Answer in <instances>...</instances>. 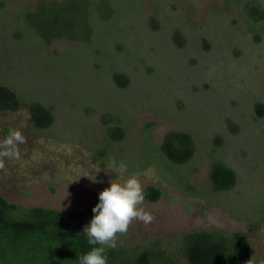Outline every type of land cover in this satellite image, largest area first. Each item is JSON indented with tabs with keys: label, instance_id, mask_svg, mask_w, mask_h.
Listing matches in <instances>:
<instances>
[{
	"label": "rangeland",
	"instance_id": "rangeland-1",
	"mask_svg": "<svg viewBox=\"0 0 264 264\" xmlns=\"http://www.w3.org/2000/svg\"><path fill=\"white\" fill-rule=\"evenodd\" d=\"M37 1L7 0L0 9V85L22 101L19 112H0L1 196L25 208L77 212L93 207L111 180L135 176L143 192L151 185L162 196L144 200L154 220L133 222L118 247L141 252L158 242L173 264H186L182 236L217 229L244 235L264 264V30L242 10L246 1L264 8V0H115L113 20L89 43L50 44L25 33L20 20ZM120 72L126 88L113 83ZM31 100L52 109L50 131L32 129ZM105 114L113 121L102 122ZM112 127L125 130L122 141L109 138ZM170 131L194 141L184 167L155 150ZM147 132L156 153L149 165ZM214 162L235 172L231 190H212ZM93 216L72 230L83 235Z\"/></svg>",
	"mask_w": 264,
	"mask_h": 264
},
{
	"label": "trees",
	"instance_id": "trees-1",
	"mask_svg": "<svg viewBox=\"0 0 264 264\" xmlns=\"http://www.w3.org/2000/svg\"><path fill=\"white\" fill-rule=\"evenodd\" d=\"M5 1L0 0V9ZM117 4L115 0H38L33 8L25 6L20 20L26 27L25 33H32L41 43L60 40L89 43L101 25L113 20ZM242 7L245 20L251 25L262 23L259 28L264 30V8L256 1H246ZM150 24L153 26L152 21ZM112 80L118 88H126L129 84L128 77L121 72L114 73ZM21 103L12 89L0 85V111H18ZM256 107L262 108V105ZM28 110L33 126L45 130L52 128L54 114L51 108L31 100ZM101 119L104 123L113 121L109 114ZM107 132L109 138L116 142L125 138V130L121 127H112ZM144 137L146 147L142 156L146 165L150 164L148 157L155 150L161 159L174 167L187 165L195 152L192 137L183 131L166 133L155 150L150 133H145ZM105 157L113 165L120 162L116 157ZM208 177L214 192H227L236 184L235 172L219 162L212 164ZM189 190L195 192V189ZM99 193L93 207L77 212L40 206L25 208L8 202L0 194V264H79V257L92 246L84 235L75 232L72 227L77 221L94 214L92 209L99 203ZM161 196V190L156 187L147 186L144 189L146 202H157ZM180 254L186 264H249V261L256 264L245 236L227 235L216 229L198 230L182 236ZM106 255L107 264H173L158 242H153V245L150 242L141 252L121 246L108 249Z\"/></svg>",
	"mask_w": 264,
	"mask_h": 264
},
{
	"label": "clouds",
	"instance_id": "clouds-1",
	"mask_svg": "<svg viewBox=\"0 0 264 264\" xmlns=\"http://www.w3.org/2000/svg\"><path fill=\"white\" fill-rule=\"evenodd\" d=\"M14 136L22 140L19 133ZM98 198L99 203L92 209L94 216L82 232L92 247L79 257V264H107L106 251L122 245L118 237L126 236L133 222L147 226L154 220L152 213L143 207V188L135 176L123 182L111 180Z\"/></svg>",
	"mask_w": 264,
	"mask_h": 264
},
{
	"label": "flooded vegetation",
	"instance_id": "flooded-vegetation-1",
	"mask_svg": "<svg viewBox=\"0 0 264 264\" xmlns=\"http://www.w3.org/2000/svg\"><path fill=\"white\" fill-rule=\"evenodd\" d=\"M21 109H19L18 111H15V112H19ZM29 111V110H28ZM0 112H2V111H0ZM3 112H8V111H3ZM15 112H11V113H15ZM29 116H30V113H29ZM29 120H30V122H31V118L29 117ZM31 127H32V129H34L35 130V132L37 131V132H43V133H46L47 131H50L51 130V128L50 129H48V130H45V129H39V128H36L35 126H33V124H32V122H31ZM34 132V131H33ZM155 156V153L154 154H152L151 156H149L148 157V160H150L151 158H152V160H153V157ZM120 160V159H119ZM154 160H155V158H154ZM151 186V185H150ZM154 187V186H153ZM157 188V187H156ZM149 203V202H148ZM155 203V202H154ZM204 230H209V229H204ZM217 230V229H216ZM219 231H221V230H219ZM223 232V231H222ZM225 233V232H224ZM225 234H227V233H225ZM232 234H238V233H232ZM232 234H227V235H232ZM244 236V235H243ZM249 242V241H248ZM250 244V243H249ZM250 249H251V246H250ZM251 254H252V249H251ZM252 257H253V254H252ZM254 259V258H253ZM255 261V260H254ZM256 263V262H255Z\"/></svg>",
	"mask_w": 264,
	"mask_h": 264
}]
</instances>
